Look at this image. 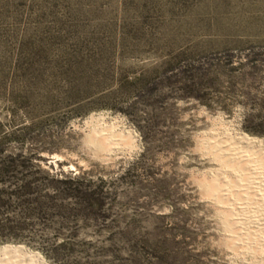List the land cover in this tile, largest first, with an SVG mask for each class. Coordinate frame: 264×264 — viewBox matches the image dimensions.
Returning <instances> with one entry per match:
<instances>
[{"label":"rangeland","instance_id":"374dc122","mask_svg":"<svg viewBox=\"0 0 264 264\" xmlns=\"http://www.w3.org/2000/svg\"><path fill=\"white\" fill-rule=\"evenodd\" d=\"M262 155L264 0H0V249L264 264Z\"/></svg>","mask_w":264,"mask_h":264},{"label":"bare ground","instance_id":"6f19581e","mask_svg":"<svg viewBox=\"0 0 264 264\" xmlns=\"http://www.w3.org/2000/svg\"><path fill=\"white\" fill-rule=\"evenodd\" d=\"M100 139L102 140V138L100 137ZM239 139V138H238ZM241 140V139H240ZM243 140V142L246 144V145H248V146H256L257 144H256V142L255 141H252V140H249L247 137H245V138H243L242 139ZM105 141V140H104ZM233 141V140H232ZM103 142V141H102ZM235 142V141H234ZM241 142V141H240ZM103 144V143H102ZM106 145H108L107 143H105ZM232 145V144H231ZM245 145V146H246ZM240 146H242V145H240ZM106 147V146H105ZM108 147V146H107ZM213 147V146H212ZM215 147V146H214ZM222 147V146H221ZM224 147V146H223ZM234 147H237V146H235V144H234ZM260 147V146H259ZM228 148H230V147H228ZM232 148V147H231ZM245 148V147H244ZM243 148V149H244ZM106 149V148H105ZM237 151H238V149L237 148H235ZM240 149V148H239ZM242 149V150H243ZM249 149V148H248ZM107 150V149H106ZM214 150V149H213ZM218 150V149H217ZM219 150H220V147H219ZM222 150H224V149H222ZM252 150V149H251ZM224 151H227V150H224ZM223 151V152H224ZM231 151V156H229L230 158H231V160H234V162L235 161H238V163H240V162H248V160L245 158V156L244 155H242L241 153L239 154V153H237L236 151H234V150H229L228 149V153L227 154H229V152ZM244 151V150H243ZM255 151H257V150H255ZM216 152V151H215ZM218 152V151H217ZM222 153V152H221ZM226 153V152H225ZM224 153V154H225ZM243 153V152H242ZM217 154V153H216ZM215 154V155H216ZM223 154V155H224ZM262 154H263V152H262ZM214 155V156H215ZM217 156V155H216ZM248 156V155H247ZM251 156V155H250ZM260 156V155H259ZM262 156H264V155H262ZM217 157H219V155L217 156ZM222 157V156H221ZM248 158V157H247ZM252 158V157H251ZM227 159V158H226ZM225 159V160H226ZM253 159V158H252ZM259 159V158H258ZM230 160V161H231ZM254 160V159H253ZM264 160V159H263ZM226 162H228L227 160H226ZM254 162V161H253ZM252 162V163H253ZM229 163V162H228ZM251 163V164H252ZM264 163V162H263ZM249 164H250V162H249ZM248 164V165H249ZM254 165H255V163H253ZM259 164H261V163H259ZM235 165H237V162H236V164ZM257 165V164H256ZM232 166V165H231ZM243 167V166H242ZM249 167H253L252 165L250 166L249 165ZM263 167V166H262ZM261 167V168H262ZM255 168V167H254ZM257 168V167H256ZM244 169H246V168H244ZM248 171V170H247ZM260 171V170H259ZM252 172V171H251ZM257 173V172H256ZM250 174V173H249ZM239 176V175H238ZM252 176H253V173H252ZM240 178V177H239ZM244 178V177H243ZM246 179V178H245ZM262 179V178H261ZM244 180V179H243ZM244 182V181H243ZM241 183V182H240ZM245 183V182H244ZM259 183H260V181H259ZM262 183H264L263 182V180H262ZM242 185V184H241ZM219 186H220V184H219ZM221 187V186H220ZM214 188V187H213ZM218 188V187H217ZM216 188V189H217ZM221 188H223V187H221ZM221 188H219L218 189V191L219 190H221ZM215 191V190H214ZM217 191V190H216ZM255 191V190H254ZM228 192V191H227ZM216 193H218L219 194V192H216ZM222 193V192H221ZM227 194V193H226ZM217 195V194H216ZM223 195H225V193L223 194ZM222 196V195H221ZM262 196V195H261ZM217 197V196H216ZM259 197V196H258ZM263 197V196H262ZM218 198H219V196H218ZM214 199V198H213ZM260 199V198H259ZM262 201H263V199H262ZM263 207V206H262ZM0 264H44L42 261H41V259L39 258V257H37V256H35V255H32V254H30V253H27L26 251H24V249L23 248H19V249H12V248H4V249H0Z\"/></svg>","mask_w":264,"mask_h":264}]
</instances>
